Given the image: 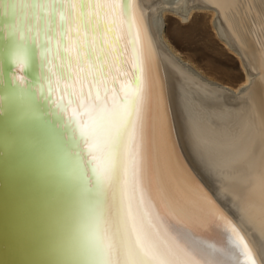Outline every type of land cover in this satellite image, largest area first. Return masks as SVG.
Segmentation results:
<instances>
[{
  "label": "bare ground",
  "instance_id": "bare-ground-1",
  "mask_svg": "<svg viewBox=\"0 0 264 264\" xmlns=\"http://www.w3.org/2000/svg\"><path fill=\"white\" fill-rule=\"evenodd\" d=\"M90 2L96 0H83L85 19ZM27 6L25 2V10ZM130 7L145 85L153 103L145 177L153 211L160 212L166 225L183 236L193 259L212 264H250L254 259L255 264H264V0H130ZM79 19L78 3L77 22ZM111 19L109 14L101 21L98 48ZM171 19L181 26L198 25L203 49L205 38L214 44L217 40L222 45L219 51L236 59L238 70L215 61H208L203 69L192 56L182 54L167 36ZM37 28L36 18V33ZM50 28L49 21V46ZM30 30L29 22V34ZM21 31L25 34L24 23ZM56 47L59 52V43ZM101 55L108 61L104 72L110 90H119L122 83L136 77L122 17L119 40L113 38ZM14 57L18 64L24 61L20 48ZM53 63L58 64L59 59ZM66 65L65 59V67L53 71L63 74ZM233 76L236 82L231 80ZM50 79L55 100L56 76ZM42 89L45 95V86ZM75 130L78 132L76 126ZM91 173L93 178L95 169ZM80 181L83 194L80 189L71 229L74 260L76 264H97L90 250L95 204L90 189ZM172 198L184 202L188 214H172L167 207ZM233 226L249 246L251 257L244 254Z\"/></svg>",
  "mask_w": 264,
  "mask_h": 264
},
{
  "label": "snow or ice",
  "instance_id": "snow-or-ice-1",
  "mask_svg": "<svg viewBox=\"0 0 264 264\" xmlns=\"http://www.w3.org/2000/svg\"><path fill=\"white\" fill-rule=\"evenodd\" d=\"M33 3L37 4L38 0ZM78 3L80 19L77 22ZM86 7L85 19L83 0H44L39 16V41L36 8L32 10V42L33 50L40 49L39 67L47 69L44 79L48 99L69 114L67 123L74 124L79 132L77 148L80 141L86 145L82 163L89 171L95 169L90 184V197L95 204L90 220L91 254L97 264H212L208 260L193 259L191 246L176 229L166 225L165 217L153 211L155 206L150 203L152 196L145 177L150 159L153 103L145 85L130 0H96ZM109 14L111 27L105 28L103 44L98 48L101 21ZM121 17L129 34L137 75L134 80L122 83L119 90H110L104 72L108 61L101 54L106 53L113 38L119 40ZM49 20L52 39L46 47ZM22 39L26 43L27 35L22 33ZM45 53L50 59L45 58ZM57 59L59 63L54 64ZM65 59L67 71L54 72V68L65 67ZM26 60L27 55L20 62L22 68ZM52 76H56L55 100ZM167 207L172 214H188L186 204L179 199H169ZM232 231L237 234L244 254L251 257L243 236L234 226ZM250 264H255V260Z\"/></svg>",
  "mask_w": 264,
  "mask_h": 264
},
{
  "label": "water",
  "instance_id": "water-1",
  "mask_svg": "<svg viewBox=\"0 0 264 264\" xmlns=\"http://www.w3.org/2000/svg\"><path fill=\"white\" fill-rule=\"evenodd\" d=\"M43 6L44 0H0V264H76L71 229L80 180L89 190L92 179L82 163L86 147L80 141L77 148L75 125L48 99L47 69L39 67L40 49L33 50L32 10L39 41ZM18 48L27 55L23 68L14 57Z\"/></svg>",
  "mask_w": 264,
  "mask_h": 264
},
{
  "label": "rangeland",
  "instance_id": "rangeland-1",
  "mask_svg": "<svg viewBox=\"0 0 264 264\" xmlns=\"http://www.w3.org/2000/svg\"><path fill=\"white\" fill-rule=\"evenodd\" d=\"M199 29L200 27L198 25L197 27L190 26L189 24L181 26L171 19L168 20L167 36L182 54L192 56L191 58L203 69L206 68V63L208 61H215L233 70H238L236 59L232 56L231 58L229 56L227 57L224 53L219 51L222 45L217 40L214 41V44L209 39L205 38L207 46L206 49H203L205 44L197 35ZM231 80L236 82L234 76Z\"/></svg>",
  "mask_w": 264,
  "mask_h": 264
}]
</instances>
